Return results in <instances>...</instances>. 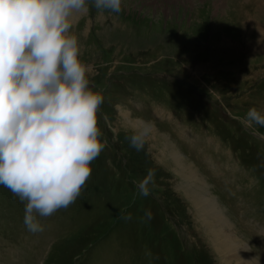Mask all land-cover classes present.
Instances as JSON below:
<instances>
[{"label":"rangeland","instance_id":"1","mask_svg":"<svg viewBox=\"0 0 264 264\" xmlns=\"http://www.w3.org/2000/svg\"><path fill=\"white\" fill-rule=\"evenodd\" d=\"M88 3L70 33L104 98L97 124L107 146L77 200L39 218L42 232L26 230L0 185L13 227V238L2 228L0 264H224L189 199L200 187L174 154L264 264V127L241 119L250 108L264 114V0H122L119 14ZM141 120L155 133L138 152L126 137ZM150 169L155 186L140 196L134 181ZM121 209L132 218L119 219Z\"/></svg>","mask_w":264,"mask_h":264},{"label":"clouds","instance_id":"2","mask_svg":"<svg viewBox=\"0 0 264 264\" xmlns=\"http://www.w3.org/2000/svg\"><path fill=\"white\" fill-rule=\"evenodd\" d=\"M91 8L123 10L122 0H91ZM88 11V0H0V185L24 204L23 223L33 234L44 230L39 218L77 200L107 146L97 124L104 98L89 86L70 33L73 19ZM241 119L264 127L255 108ZM152 131V122L141 120L126 139L139 152ZM134 183L138 195H150L155 171ZM118 218L132 217L121 209ZM151 219L146 210L142 222Z\"/></svg>","mask_w":264,"mask_h":264},{"label":"bare ground","instance_id":"3","mask_svg":"<svg viewBox=\"0 0 264 264\" xmlns=\"http://www.w3.org/2000/svg\"><path fill=\"white\" fill-rule=\"evenodd\" d=\"M137 126L139 127V125ZM153 132L155 133V128H153L152 133ZM174 155L175 156L173 160L178 168L182 169V176L186 179H189L190 181H196V184L198 185V187H200L197 188L198 192L196 190H190L192 198L189 199L201 214L203 220L202 222L205 224L207 231L208 229L213 230V234L211 237L213 238V243L216 246L219 255H221L222 260H225L224 264H245V262L253 260L255 256L251 254V252H248V249H250L249 245L243 243L241 238L237 236V231L233 230V223L227 217V215L224 214L222 210L223 208H221V205L218 203L216 198H214L212 195H205V189L202 191L203 187H201L200 185L204 184L201 181V179L203 180V177L200 176L198 172H195L196 170L192 166V163L190 165V168H188L186 167V164H184L181 156L176 154ZM206 222L207 224H209L208 226L206 225ZM211 223H213L214 225H212ZM251 264H258V262L256 260H253L251 261Z\"/></svg>","mask_w":264,"mask_h":264}]
</instances>
